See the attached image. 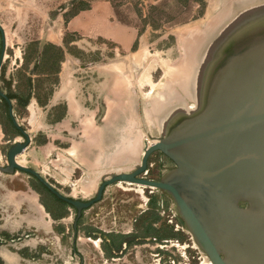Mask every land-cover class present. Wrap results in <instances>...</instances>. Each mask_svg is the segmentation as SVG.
Instances as JSON below:
<instances>
[{"label": "rangeland", "instance_id": "374dc122", "mask_svg": "<svg viewBox=\"0 0 264 264\" xmlns=\"http://www.w3.org/2000/svg\"><path fill=\"white\" fill-rule=\"evenodd\" d=\"M245 5L246 0H0V89L26 100L33 85L26 107L12 101L15 118L31 137L18 163L83 201L95 197L103 178L132 173L169 120L195 111L203 60L218 38L213 28ZM48 44L65 50L59 66L41 61ZM2 48L0 34V53ZM7 110L0 102V124H6L0 167L8 165L10 147L24 142L9 125ZM171 168L164 155L154 153L145 178L157 181ZM153 214L160 218L154 229L166 236L162 240L147 231ZM76 216L35 178L0 172V264H209L162 191L117 183L74 228Z\"/></svg>", "mask_w": 264, "mask_h": 264}, {"label": "water", "instance_id": "95a60500", "mask_svg": "<svg viewBox=\"0 0 264 264\" xmlns=\"http://www.w3.org/2000/svg\"><path fill=\"white\" fill-rule=\"evenodd\" d=\"M0 34L1 71L5 56L1 25ZM213 44L202 67L195 111L169 120L163 136L144 149L141 164L132 173L103 178L89 201L64 195L37 171L18 163L31 137L0 89L12 124L25 139L10 147L8 165L0 172L19 171L35 178L76 210L75 228L84 211L102 201L109 186L126 183L162 191L211 264H264V12L245 17ZM157 152L175 167L155 181L145 176L150 157Z\"/></svg>", "mask_w": 264, "mask_h": 264}, {"label": "trees", "instance_id": "16d2710c", "mask_svg": "<svg viewBox=\"0 0 264 264\" xmlns=\"http://www.w3.org/2000/svg\"><path fill=\"white\" fill-rule=\"evenodd\" d=\"M86 10H88V9H86ZM82 11H85V9L84 8H82L78 13H76V14H74L72 17H71V19L72 18H74V17H76L77 15H79L80 14V12H82ZM65 42H66V40H65ZM53 51V53L51 54L50 52H52ZM65 56H66V52H65V50L63 49V48H61V47H57V46H55V45H53V44H48L45 48H44V50H43V52H42V54H41V58H42V60L41 61H43V62H46V63H54V65H60L64 60H65ZM28 89H29V93H28V96L26 97V100L24 99V97L22 96V95H20V94H7V96H8V98L11 100V101H16L18 104H19V106L20 107H22V108H24V107H26L27 105H28V103H29V100H30V97H31V93H32V90H33V85H32V82H29V85H28ZM51 96L53 95V91H51V94H50ZM4 105H6L5 103H3ZM8 107V106H7ZM7 120H8V122H9V125L11 126V128L17 133V134H19V130H17V128L12 124V121H11V119H10V117H9V115H8V110H7ZM2 124V126H3V129H5L6 128V124H4L3 122H1ZM5 125V126H4ZM20 135V134H19ZM46 189V188H45ZM52 195V194H51ZM53 196V195H52ZM54 197V199H55V201L56 202H58L60 205H64V206H66V207H70V208H73V207H71V206H69V205H67L66 203H64V202H62V201H60V200H58L55 196H53ZM46 206V205H45ZM61 208L62 207H60V206H57V209H58V211H60L61 210ZM47 209V211H48V213H50L51 214V216L55 219V220H58L59 218H57V215L52 211V210H50V208H46ZM77 217V216H76ZM159 216H157L156 214H153L152 215V222L149 224V226L147 227V231H149V232H153V235L154 236H156L155 237V239H157V240H162L164 237H166V236H161L158 232H156L155 231V229H154V225H156L157 223H158V221H159ZM80 221V220H79ZM78 221V222H79ZM180 222H181V225L184 227V224H183V222L180 220ZM77 225H78V223H77ZM125 242L124 241H121V243L120 244H124ZM111 246L112 247H114L115 249H119V247H118V245H116L115 244V242H112V244H111Z\"/></svg>", "mask_w": 264, "mask_h": 264}, {"label": "bare ground", "instance_id": "6f19581e", "mask_svg": "<svg viewBox=\"0 0 264 264\" xmlns=\"http://www.w3.org/2000/svg\"><path fill=\"white\" fill-rule=\"evenodd\" d=\"M246 2H247V5H245L244 8L238 10L237 12L234 11V13H231L223 22L221 21L215 28H213L214 32L218 31L217 36L225 34L234 24L239 23L245 17L250 16L254 13L264 12V1L246 0ZM213 43L210 45L214 46ZM210 48H211L210 46L207 48V52L203 60L204 64L206 63L210 55V52H211ZM196 107H197V103H196ZM196 107L194 109H196ZM208 263L211 264L210 261Z\"/></svg>", "mask_w": 264, "mask_h": 264}, {"label": "flooded vegetation", "instance_id": "af4514ba", "mask_svg": "<svg viewBox=\"0 0 264 264\" xmlns=\"http://www.w3.org/2000/svg\"><path fill=\"white\" fill-rule=\"evenodd\" d=\"M2 50H3V48H2ZM2 50H1V52H2ZM0 55H1V53H0ZM3 66V65H2ZM2 69V68H1ZM6 95H7V93H5ZM0 102H2V103H5L6 105H7V103H6V101L4 100V99H2L1 97H0ZM8 106V105H7ZM19 134H20V136H22V134L19 132ZM23 137V136H22ZM24 141H25V139H24ZM168 159V158H167ZM169 160V159H168ZM169 162L170 163H172V168L171 169H173L174 167H175V165L173 164V162H171L170 160H169ZM170 169V170H171Z\"/></svg>", "mask_w": 264, "mask_h": 264}, {"label": "crops", "instance_id": "0c3cea01", "mask_svg": "<svg viewBox=\"0 0 264 264\" xmlns=\"http://www.w3.org/2000/svg\"><path fill=\"white\" fill-rule=\"evenodd\" d=\"M78 17H80V15L78 16H76V17H74L75 19H77ZM3 131V126L0 124V133ZM74 228H75V226H74ZM77 228V227H76ZM75 239H76V235H75Z\"/></svg>", "mask_w": 264, "mask_h": 264}]
</instances>
